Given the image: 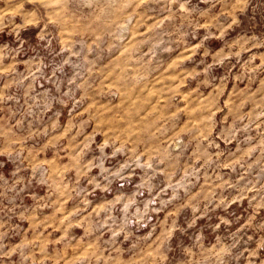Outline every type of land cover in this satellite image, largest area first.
I'll return each mask as SVG.
<instances>
[{"label": "rangeland", "instance_id": "obj_1", "mask_svg": "<svg viewBox=\"0 0 264 264\" xmlns=\"http://www.w3.org/2000/svg\"><path fill=\"white\" fill-rule=\"evenodd\" d=\"M0 264H264V0H0Z\"/></svg>", "mask_w": 264, "mask_h": 264}]
</instances>
